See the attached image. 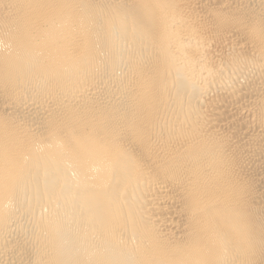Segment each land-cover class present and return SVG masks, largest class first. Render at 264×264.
I'll list each match as a JSON object with an SVG mask.
<instances>
[{"label":"bare ground","instance_id":"6f19581e","mask_svg":"<svg viewBox=\"0 0 264 264\" xmlns=\"http://www.w3.org/2000/svg\"><path fill=\"white\" fill-rule=\"evenodd\" d=\"M0 264H264V0H0Z\"/></svg>","mask_w":264,"mask_h":264}]
</instances>
